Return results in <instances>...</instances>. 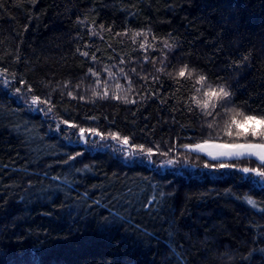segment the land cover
Here are the masks:
<instances>
[{"label": "trees", "instance_id": "16d2710c", "mask_svg": "<svg viewBox=\"0 0 264 264\" xmlns=\"http://www.w3.org/2000/svg\"><path fill=\"white\" fill-rule=\"evenodd\" d=\"M184 64L196 75L176 76ZM0 68L41 98L50 93L54 106L45 115L27 105L33 93L13 87L26 85L0 84V264H264V180L205 168L220 161L181 146L204 138L206 122L222 123L192 101L205 87L196 83L199 74L208 85L228 86L231 107L264 115V0H0ZM121 68L136 104L111 98L117 83L128 87ZM94 88H107L109 98L93 96ZM158 89L164 104L150 95ZM70 90L85 99L73 100ZM61 119L159 145L169 155L149 160L93 148L78 129L60 124L56 131ZM168 159L177 162L164 170ZM153 195L148 214L140 201ZM116 212L125 219H114Z\"/></svg>", "mask_w": 264, "mask_h": 264}, {"label": "snow or ice", "instance_id": "6c2138e0", "mask_svg": "<svg viewBox=\"0 0 264 264\" xmlns=\"http://www.w3.org/2000/svg\"><path fill=\"white\" fill-rule=\"evenodd\" d=\"M31 3H35V0H30ZM103 27V25H101ZM126 34V33H124ZM144 33L137 31L136 36H141ZM116 35H121V33H116ZM166 46L171 48L173 45L167 44ZM146 45L142 44L141 48H145ZM99 50V49H98ZM77 51H80L77 49ZM139 51V49H137ZM82 56L88 57L92 61H96L97 57L95 53H90L88 51H83L81 53ZM145 60H148V57H144ZM175 59V57H173ZM244 60L247 59V56L243 57ZM17 62H19V57H16ZM150 63H155V60L149 61ZM164 67H160L157 69V72L164 73ZM105 71L108 73L111 78L114 73L111 72L108 68H105ZM131 72L135 73L136 69L132 68ZM121 74L127 78L128 87L125 88L123 85L117 83L115 85L118 90L115 92L111 98L115 100H122L126 104H136L137 101L135 99L129 98V93L132 91L131 85L132 80L128 76V73L125 72L124 68L120 69ZM88 73L92 76L99 77V74L95 72L92 68L88 69ZM168 75H172L169 73ZM196 75V69H190L189 65L184 64L180 67L176 73V76L180 78H188L190 79L192 76ZM9 73L7 68H0V84H11L12 81H17L19 84L26 85L25 88L17 87L13 85L15 88V92L17 94L25 93H33L31 98V105H36L39 110L43 111L45 115L51 113L53 111V105L51 100V94H47L45 98H41V96L34 94L31 84L28 83L27 80L22 77L17 78L16 76H12L11 79H8ZM145 81L149 79L148 76L143 77ZM150 79L153 83H160L156 76H151ZM217 79H221L217 77ZM208 77L204 74H199L196 83L199 85L205 86L204 89H196L200 95L192 97V101L195 103L196 108H198L203 116L205 117H214L216 116L219 121L222 123H218L216 119H213L211 122H206L207 127L203 132V137L201 140L194 143H182L181 146L183 148L189 149L190 151L196 153H202L207 157H210L212 161H220L219 163H205V168L212 169H233L244 174H249L250 176L259 177L261 180H264V115H252L246 114L244 111L239 110L238 108L231 107L234 103V98L232 92L229 90L228 86L221 83L217 86H211L207 84ZM99 83V78L96 81ZM71 84V81H66L64 87H67ZM141 87H144L142 85ZM160 87L163 88V84H160ZM76 89L80 88V84L78 83L75 86ZM119 91H123L125 94L121 96ZM67 95L71 97L73 100L76 99H85L84 96L77 97L73 94V91H68ZM92 95L101 99L109 98V92L107 88H104L103 93L97 91L95 88L92 90ZM149 93H145L142 97L148 98ZM151 96L159 99V103L164 104L167 102L166 98L160 96L159 89L155 92L150 93ZM188 111H195L192 107V103L188 105ZM67 111V109H65ZM175 111V109H173ZM264 111V110H262ZM225 115L227 119H225ZM85 119H98V117H85ZM175 119V118H173ZM260 125V128L257 129L256 124ZM60 124L68 126L70 129H78L79 138L84 141L85 144L89 143L90 137H98L101 141L106 139H111L113 141H117L121 148V151L127 150V154L129 156H144L147 159L151 160V158L155 155L160 156H168V151H161L159 145H154L152 147H146L145 144L130 142L133 140L132 137L128 135L122 136L119 132H102L95 127H80L75 123H70L69 119H61L60 123L56 125V131L60 132ZM249 125H251L249 127ZM88 134V135H86ZM75 135V133H74ZM224 137L228 139L225 140ZM93 144L97 141L92 140ZM82 153L77 152L75 155H70L63 162L65 164L69 163V161H74L78 156H81ZM247 159L249 162L253 160L256 162V166L249 167L244 166L240 167L236 163H227L225 161H233V160H241ZM177 161L173 159H168L165 161V164H174ZM87 167V166H86ZM131 189L129 192L131 193ZM161 196L164 194L161 192ZM119 200L121 197H114ZM133 199H136L135 197ZM239 199V198H238ZM244 200H246L248 205H251L253 209L256 208L257 202L250 197L245 196ZM156 201V196L153 195L151 200H143L140 201V209L144 210L146 213L150 214V210L155 206L154 202ZM96 204H99V200L93 201ZM128 205L131 207L133 205V200H127ZM264 215V212L261 213ZM119 217L121 220H124L125 217L120 216L119 212H116L113 216L115 219ZM134 217L131 215V211H129L127 216V222L132 223Z\"/></svg>", "mask_w": 264, "mask_h": 264}, {"label": "rangeland", "instance_id": "374dc122", "mask_svg": "<svg viewBox=\"0 0 264 264\" xmlns=\"http://www.w3.org/2000/svg\"><path fill=\"white\" fill-rule=\"evenodd\" d=\"M25 101H26L27 105H29V107H31L33 110H38V107L36 105H31V97L26 98ZM76 132H77V135H78V130H76ZM86 135H88V134H86ZM95 138L96 137H91L92 140H95ZM82 142L84 143L83 140H82ZM87 144H88V146H91L93 148H105V149L108 148V149H112V150H118V149L121 148L120 144L117 141H113L111 139H106V140L101 141L98 138V140H97V142L95 144H93V143L92 144L87 143Z\"/></svg>", "mask_w": 264, "mask_h": 264}, {"label": "water", "instance_id": "95a60500", "mask_svg": "<svg viewBox=\"0 0 264 264\" xmlns=\"http://www.w3.org/2000/svg\"><path fill=\"white\" fill-rule=\"evenodd\" d=\"M173 164H166L165 166H163V169H167V168H170Z\"/></svg>", "mask_w": 264, "mask_h": 264}]
</instances>
